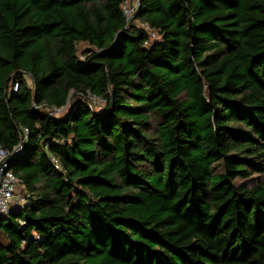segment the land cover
Segmentation results:
<instances>
[{"label": "trees", "instance_id": "obj_1", "mask_svg": "<svg viewBox=\"0 0 264 264\" xmlns=\"http://www.w3.org/2000/svg\"><path fill=\"white\" fill-rule=\"evenodd\" d=\"M127 1L0 0V264H264V0Z\"/></svg>", "mask_w": 264, "mask_h": 264}, {"label": "built area", "instance_id": "obj_2", "mask_svg": "<svg viewBox=\"0 0 264 264\" xmlns=\"http://www.w3.org/2000/svg\"><path fill=\"white\" fill-rule=\"evenodd\" d=\"M139 2V0L127 1L124 9L128 18H131L133 16L135 10L139 7ZM152 36L156 37V34L152 32ZM19 87L20 83L16 82L13 91L17 92ZM90 99V106L92 108H94L92 106V103L104 102L103 99L97 96H90ZM104 104L102 106H104ZM68 106H65L63 108H55L51 110L50 113L54 116H59L65 112ZM102 106L97 109H101ZM23 140L19 144H17L13 150H9L6 147L0 145V215L6 217L11 214L12 210L16 209L20 204L25 202L26 199L22 196L21 192L19 193L20 180L13 171L10 164L11 158L23 151ZM53 161L56 162L57 160L53 158Z\"/></svg>", "mask_w": 264, "mask_h": 264}, {"label": "rangeland", "instance_id": "obj_3", "mask_svg": "<svg viewBox=\"0 0 264 264\" xmlns=\"http://www.w3.org/2000/svg\"><path fill=\"white\" fill-rule=\"evenodd\" d=\"M82 47H85V45H82ZM26 80H27V82H28L29 85L32 84L31 79H30V77L28 75L26 76ZM72 101H73V96L71 97V99L69 101V104H71ZM103 104H104V102H101V103H97L96 102V103H92V106L97 109V108H100ZM20 192H21V188H20L19 193Z\"/></svg>", "mask_w": 264, "mask_h": 264}]
</instances>
